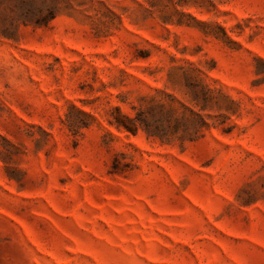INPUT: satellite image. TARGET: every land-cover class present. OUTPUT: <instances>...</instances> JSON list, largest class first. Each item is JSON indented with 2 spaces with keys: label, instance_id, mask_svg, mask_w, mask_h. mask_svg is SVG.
<instances>
[{
  "label": "rangeland",
  "instance_id": "rangeland-1",
  "mask_svg": "<svg viewBox=\"0 0 264 264\" xmlns=\"http://www.w3.org/2000/svg\"><path fill=\"white\" fill-rule=\"evenodd\" d=\"M0 264H264V0H4Z\"/></svg>",
  "mask_w": 264,
  "mask_h": 264
},
{
  "label": "trees",
  "instance_id": "trees-1",
  "mask_svg": "<svg viewBox=\"0 0 264 264\" xmlns=\"http://www.w3.org/2000/svg\"><path fill=\"white\" fill-rule=\"evenodd\" d=\"M4 0H0V6H2V2ZM23 2H20L22 4ZM55 17L54 10L48 9L47 15L41 17L39 20L35 21L34 25L41 27L45 26L50 20ZM14 24V21L10 23ZM20 24L24 26L31 24L27 23V21L22 20ZM2 36L11 38L12 36L7 33H1ZM209 93V90L206 87H203L202 95H206ZM194 100L198 99V94L196 92L193 93ZM149 111H158L157 113H153L151 115V119L146 118L144 112L139 111L135 118L125 117L126 123L123 127L132 133L137 132L138 128H143L145 133L148 136L157 137L161 140L169 141L174 134H177V130L179 128H183L184 134L179 137L180 140H188L194 141L198 139L202 135L203 128L207 127V124L203 120V118L190 111L189 116L182 115L181 117L172 118L168 113H164V107L161 104L152 105L149 108ZM120 126V123H116ZM73 128H79L78 125H74V123H69Z\"/></svg>",
  "mask_w": 264,
  "mask_h": 264
}]
</instances>
